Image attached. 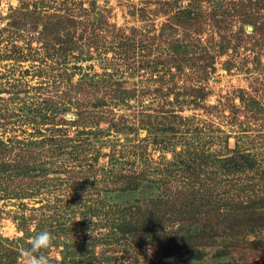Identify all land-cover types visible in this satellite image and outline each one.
<instances>
[{"label":"rangeland","instance_id":"obj_1","mask_svg":"<svg viewBox=\"0 0 264 264\" xmlns=\"http://www.w3.org/2000/svg\"><path fill=\"white\" fill-rule=\"evenodd\" d=\"M258 1L199 0L201 20L183 31V25L170 26L169 16L196 0H0V165L26 172L9 179L0 174V264H19L21 250L43 229L57 238L48 253L53 264H121L131 258L129 251L139 264H264V203L234 214V197L264 195V175L255 174L264 167V0ZM65 16L73 22L58 28L54 23ZM99 17L104 23L95 37L92 19ZM132 28L137 37L156 36L151 50L137 46L119 54L122 40L113 33ZM225 36L229 47L219 50ZM68 38L75 45L65 52ZM171 38L195 43L189 52L199 58L203 48L217 56L210 65L202 58L179 67L168 60L135 70L138 60L168 58ZM109 73L130 91L126 101L108 84ZM34 103L43 104L42 110H28ZM122 121L134 127L130 143L145 141L140 148L130 149L127 135L117 131L114 124ZM191 124L209 135L199 157H228L227 148H234L239 157L250 152L260 168L230 163L224 175L219 168L209 207L191 194L188 173L184 181L149 178L137 191L114 193L126 204L148 208L153 227L119 232L110 222L119 216L108 208L114 202L109 170L146 169L143 154L173 162L168 149L182 150L179 142L190 136ZM155 134L168 138L169 148L156 147L150 139ZM43 135L72 138L79 159L58 163L45 138L44 144L33 142ZM112 155L126 163L113 167ZM39 170L44 175L34 176ZM45 175L50 181L40 182ZM240 185L250 188L241 191ZM166 235L175 240L168 243ZM149 237L156 248L151 258L144 254Z\"/></svg>","mask_w":264,"mask_h":264},{"label":"trees","instance_id":"obj_2","mask_svg":"<svg viewBox=\"0 0 264 264\" xmlns=\"http://www.w3.org/2000/svg\"><path fill=\"white\" fill-rule=\"evenodd\" d=\"M198 1L199 0H196V2H193L192 4H188V9H186V10L178 9V10L174 11L169 16V19H171V21L174 22L170 26H174L175 24L183 25L182 26L183 31H184V29L186 31H188L187 26H189L190 24L193 25L196 22H199L201 20V17H200V11L201 10H199V5H198L199 2ZM208 1H211V0H208ZM69 21L73 22V20L70 18V16H67V17L65 16V18H61L59 21L55 22L54 24H56L57 27L59 28L60 27L59 25L66 26ZM92 21H93L92 30L94 32L95 37H98V32H99L98 30L100 27H102L104 20L101 17H99L96 19L93 18ZM56 25H55V27H56ZM136 33H137V31L135 28H132L131 32L120 31V29H119L118 32L113 33L115 38H119L120 40H122V42H118L119 47L121 45L120 48L122 49L121 52L119 51V54H121V53L131 54L135 51L136 48L138 49V47L142 48V50H151L150 48H148V46H152V47L154 46L153 41H155L157 39L156 36L152 35L155 37L151 36L152 38L150 37V38L146 39L143 37L135 36ZM95 39L96 38H94V40ZM148 39H151L150 43L144 42L145 40H148ZM112 41L115 42L114 40H112ZM222 41L223 42H220L219 45L217 46V48L219 50L228 49L229 44H230L229 38H227L225 36ZM65 43H66L65 46L63 45V48L65 49L63 51H65V52L70 51L69 49L66 50V48H65L66 46H68L70 48V47L75 45V44H73V41L70 38L65 40ZM166 44H167L166 50L169 54L168 58L159 59L158 58L159 56H158L157 58H153V60H150L149 58H144L141 61L138 60L137 66H134L135 70L145 68V67H148V68L153 67L154 65H157L159 63H161L163 65H167L166 61H168V60H169L168 61L169 63H170V61L175 63L174 65L176 67H179V63L181 61H190V60H195V59H200V58H202L205 61L204 64L210 65L213 63V61L215 60V58L217 56L215 53H211L209 50H207L205 48L201 49V50H203V53H202L200 58L197 57L199 55H197V56H196V54L193 55V53H190L189 51L194 50V44L195 43L188 42L183 38H179V39L178 38H171V39L166 41ZM163 45L165 46V41H163ZM158 48H160V47H158ZM160 50H161V48H160ZM76 58H77V55H76ZM64 61H65V57H64ZM167 69H169V68H167ZM108 76H109L107 79L108 84L117 86L116 90L118 89L117 91L119 94L116 93L115 95L118 98V100L126 101L125 95L127 94L128 89L123 88L121 81L119 79L115 78V76H113L112 73H109ZM190 89L193 92H195L197 90L198 91L197 96H204V92L201 90V87H194V88H190ZM128 93H130V91ZM249 99H250L249 101L253 100L252 98H249ZM167 103H169V102H167ZM42 105L43 104H41V103H38V104L34 103V105L29 106L27 108H28V110H31L32 112H36V111L42 110L41 109ZM52 107H54V105H52L51 109H50L53 112ZM44 109H47V108L44 107ZM80 116H83V115H80ZM43 118H47L45 114H43ZM163 124H165V123H163ZM114 125H116V128L118 129L117 131L124 133V135H127V136H125V138H126V141L129 142V143H127V145L131 146L130 149H133V147H135V146H137L136 148L138 149L143 145V142H145V141H143L142 143H139L142 140L141 141L137 140L138 144L130 143V141H133L130 134L132 133L131 131H133L134 127L129 126L124 121H122L121 123H118V124L116 123ZM197 126L198 125L192 126V124H191V129H193V130H191L190 136L185 138L184 141L179 142V144H181L183 147V148H181L182 150H180V151H176L175 149L169 148L167 146V144L168 145L170 144V140H168V138L165 139L160 134H159L160 136L155 134L154 136H152L150 138L151 142L153 144H155L156 147H158L160 150L163 149L165 146H167L169 148L168 150L173 153V160H174L173 162H171L170 160L166 161L165 155L162 156V159L165 158L162 162H156L155 159H153L152 157L148 158L145 156V154H143L141 162L144 161L146 163V165L148 164L146 169L142 168L140 171H138L136 169H129L130 167H132V166H130V167H128V170L122 169V172L120 173V171H119L117 174H115L112 171V169H110L109 173L112 175L109 174L110 179H108V180L110 181V183H112L113 186H112V188H107L108 192L111 194V195L109 194L110 195L109 197L112 198L111 196H114L113 195L114 193H120L123 196L124 193H126V192L130 194L133 191H137V189H139L140 185H142V187H143L149 178H153V180H154V178H156L155 181L152 180L153 183L164 182V183H168V184L170 183L171 184L174 182V180L176 182L179 180L177 178L178 176H181L182 177L181 179L184 181V178L186 177L184 175H186V173H188V176L186 177V179L189 180V186L192 189L191 194L199 195L198 199H200L199 202H200V205L202 207L204 205H208V207H209V202L212 200L211 184L215 182V180L212 176H214L213 174L217 175L218 173H221V172H218L219 168L221 169L223 175L227 170L226 169L222 170V169L224 167L225 168L227 167V169H228L230 167V163L234 165V168H238V169H242V170H246V169L253 170L255 168L256 169L260 168V165L256 162V159L253 158V156L250 152H246L245 154H241V156L239 157L236 149L233 148L231 150L230 148H227L228 147L227 143H226L227 146H225V148H227V150L232 152V154H230V156L219 157L217 155V153H213V154L211 153V154H207L203 157H199V149L202 148V146L205 144V142H207V139H209V137H208L209 135L206 136V138H205V136L203 134H201V132H200L201 130H199ZM82 131L83 130H79L78 133H83ZM87 134H89V132ZM204 134L207 135L206 133H204ZM43 138H45L46 141L50 144V147L53 149V153L55 151V153H54L56 155L55 159L58 160L57 161L58 163L60 161H62L63 165L64 164L67 165L68 162H73L78 158L76 156V152H77L76 149H78V147L73 145L74 143H73L72 138L67 137L66 139H63L62 136L54 137L53 135H51V136L45 137L43 135V136H39L38 138L34 139L35 141H33V142L34 143H40L41 142V144H44V141L42 140ZM15 140L17 141L16 138H15ZM77 140H82V139L79 137V139H77ZM0 142H2V140H0ZM147 144H148V142H146L145 145H147ZM79 146H81V145H79ZM68 147L70 149H68ZM179 147H181V146H179ZM189 149H191V150H189ZM234 151L236 152L235 155H234ZM189 152L194 153L193 156H192V154H189L191 156H187V153H189ZM114 157H115V155H112L111 162H110V164L113 165V167H117L118 164L120 165V164L126 163V162H121L120 158H114ZM207 157H209V161H207V159H206ZM221 161H223V163H219ZM225 162H227V163H225ZM179 163H180V167H179ZM197 164L200 167L203 166V169L205 168V170H198L197 169L198 170L197 171L196 170ZM13 166L14 167H11V164H9L8 162H3V164L0 165V174H3L2 175L3 179H9L10 175L14 176V175H17V173L20 174L21 172L24 173V175L26 174V172L22 171V169H20L19 167L17 168V167H15V165H13ZM174 166H177L178 168H174ZM183 166H184V168H183ZM193 166H196V167L194 168ZM205 166L210 167L212 169H215V172H213L212 170L208 171ZM39 169H41V171H44L47 169V167H44V165L42 164L41 168H39ZM16 171H17V173L14 174V172H16ZM41 171L38 172L37 174H35L34 176L37 177L39 175L40 176L44 175V173ZM110 171H112V172H110ZM6 174H8V175H6ZM255 174L264 175V167L261 170L259 169L257 172H255ZM46 175H45L43 181H40V182L45 183L46 181H50V178H48L49 176H46ZM198 182H200L201 184L199 185ZM116 183H118V184L115 187L114 184H116ZM184 184H186V182ZM183 187L188 188V186H186V185H183ZM249 188H250V186L240 185L241 191H244V190L249 189ZM251 191H252V189H251ZM118 197H119V195L115 194V196L113 198L114 202L111 203V205L109 204L108 208L110 207V210L114 211L115 213L117 212V215L119 216V218L111 217V220H110L111 223H113L114 225H116L118 227L119 232H121L122 230H123V232H129V231H133L135 229H142L143 231H145L149 227H152V224L148 219V216H150V211L148 210V208L142 209L140 206H134V205H130L128 203L126 204V202H122ZM245 198H246V201H243V200H236L237 197H234V202H235L234 203V214L236 212H238L237 211L238 209L245 210L246 212H249L250 209L255 208V207H257V205L264 203V195L260 194V196H259L256 192L253 195L246 194ZM106 205H108V204H106ZM263 206H264V204H263ZM230 211L231 210H227L225 214H227L229 212L228 215H230L231 214ZM164 239L168 243L171 244V242H173L175 240V237L170 236V235L169 236L166 235L164 237ZM116 242H118V238L116 239Z\"/></svg>","mask_w":264,"mask_h":264},{"label":"clouds","instance_id":"obj_3","mask_svg":"<svg viewBox=\"0 0 264 264\" xmlns=\"http://www.w3.org/2000/svg\"><path fill=\"white\" fill-rule=\"evenodd\" d=\"M56 236L48 229H43L37 232L29 241L30 247L24 248L20 252L19 264H53V258L48 255L53 245L56 242ZM156 251L155 245L151 238H148L144 254L149 258L154 256ZM131 258L123 260L121 264H139V257L135 253L129 251ZM140 257L145 258L139 253ZM56 264H60L57 260Z\"/></svg>","mask_w":264,"mask_h":264}]
</instances>
